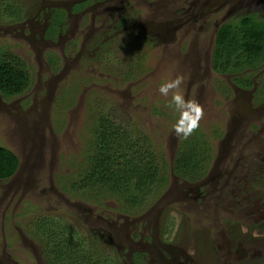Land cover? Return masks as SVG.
<instances>
[{
    "label": "rangeland",
    "instance_id": "1",
    "mask_svg": "<svg viewBox=\"0 0 264 264\" xmlns=\"http://www.w3.org/2000/svg\"><path fill=\"white\" fill-rule=\"evenodd\" d=\"M46 9L51 32L62 21L51 42ZM252 13L264 18V0H0V51L28 80L0 96V146L19 160L0 180V264H46L28 229L49 216L112 264H264V61L252 104L211 69L218 26ZM91 112L131 125L161 157L166 182L141 210L58 184L80 175ZM195 128L212 157L190 183L168 163Z\"/></svg>",
    "mask_w": 264,
    "mask_h": 264
},
{
    "label": "trees",
    "instance_id": "2",
    "mask_svg": "<svg viewBox=\"0 0 264 264\" xmlns=\"http://www.w3.org/2000/svg\"><path fill=\"white\" fill-rule=\"evenodd\" d=\"M237 19L229 18L216 29L211 69L216 74L230 75L233 84L250 87L248 73L264 61V18L252 13ZM58 23L62 21L57 22V26ZM57 26H52L54 33L58 31ZM47 34L50 36L49 32ZM16 59L13 54L0 51L1 97L14 96L27 88V75ZM239 73H243L242 76ZM91 118L82 144L80 175L69 177L65 183V179L60 178L58 184L64 192H84L82 194L88 198L93 196L95 202L110 198L124 208L141 210L148 198H153V190L166 182L165 168L159 162L161 157L152 155L147 137L131 125L116 122L106 114L91 112ZM193 131L192 135L179 139L172 162L168 163L170 173L190 183L204 177L212 157L205 137L198 134L197 128ZM18 166L17 156L0 146V180L11 178ZM29 227L31 237L41 243L46 264H112L109 258L92 252L86 245L87 240L78 236V231L62 218L35 219ZM139 255L134 258L136 263Z\"/></svg>",
    "mask_w": 264,
    "mask_h": 264
},
{
    "label": "flooded vegetation",
    "instance_id": "3",
    "mask_svg": "<svg viewBox=\"0 0 264 264\" xmlns=\"http://www.w3.org/2000/svg\"><path fill=\"white\" fill-rule=\"evenodd\" d=\"M49 10L50 9H46V10H44L43 12H39V13H37V16L39 17V16H41V17H43L44 15H45V13H47L48 12V14L50 15V16H52L51 14H50V12H49ZM37 21H40V19L38 18L37 19ZM42 22L44 23V27L43 28H45L46 26V29L44 30V34L46 33H48L49 32V35L50 36H48L47 38V40L48 41H50L51 39H53L54 37H55V35L57 34L56 32L54 33V35L53 36H51V34H50V31H49V25H48V21H46V17L44 16V18H43V20H42ZM59 33H60V28H59ZM48 35V34H47ZM43 38V37H42ZM44 39V38H43ZM46 40V39H45ZM51 42V41H50ZM248 75H250V79H251V82H252V85L250 86V87H246V86H241V85H236V84H233V83H231L230 85H229V87H230V89H231V91L233 92V94L235 93H239V92H243V93H247L248 95H249V97H250V104H252V101H253V99L251 98L252 96H255V98H256V89H257V83L255 82V80H254V76L251 74V71H250V73H248ZM251 89V90H250ZM250 90V91H249ZM254 91V92H253ZM253 92V93H252ZM251 93V94H250ZM251 108H253V107H251Z\"/></svg>",
    "mask_w": 264,
    "mask_h": 264
},
{
    "label": "clouds",
    "instance_id": "4",
    "mask_svg": "<svg viewBox=\"0 0 264 264\" xmlns=\"http://www.w3.org/2000/svg\"><path fill=\"white\" fill-rule=\"evenodd\" d=\"M180 83H181V78H180V77H177V78L175 79V81H173L172 83H170V84H166V85L162 86V87L159 89V91H160L161 93H166L167 90H168V88H170V87H177V86H179Z\"/></svg>",
    "mask_w": 264,
    "mask_h": 264
}]
</instances>
